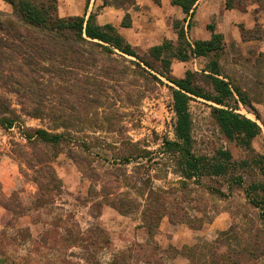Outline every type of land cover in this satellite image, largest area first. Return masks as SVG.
Masks as SVG:
<instances>
[{"label":"rangeland","instance_id":"obj_1","mask_svg":"<svg viewBox=\"0 0 264 264\" xmlns=\"http://www.w3.org/2000/svg\"><path fill=\"white\" fill-rule=\"evenodd\" d=\"M241 1V7L255 2ZM259 1V8L263 9L264 0ZM103 2L100 0L101 4ZM58 4L60 8V0ZM102 8L98 5L93 10L99 13ZM109 10L104 12L115 13ZM152 13L159 17L157 12ZM255 34L264 38V28L259 23L249 32V36ZM147 39L138 41L135 49L140 55L147 56L149 48L161 40L160 37ZM212 58L197 57L188 61L173 58L171 75L184 77L187 70H193L197 72L195 84L204 92L214 94V85L205 75L207 70L204 71ZM118 59L122 66L129 67L125 75H116L108 62H94L87 69L92 74L90 88L76 90L73 95L55 85L47 88L41 100L46 114L40 118L26 116L21 111L18 94L8 92L13 106L23 114L13 127H0V158L13 159L21 181L10 195L3 194L0 188V203L3 205L5 201L14 210L3 218L0 258L5 257L6 261L0 264H181L175 259L179 253L176 251L187 257L188 264H202L197 262L199 255L193 261L192 255L185 254L184 246L179 248L183 241L197 247L195 253L207 254V264H264V220L260 208L246 195L248 187L264 181V177L256 166L244 165L252 153L264 152V50L261 43L227 44L219 60L221 72L244 94V100L234 94L228 103L261 128L253 140L252 152L229 140L222 132L213 111L219 104L192 95L193 151L213 156L217 150L227 149L239 163L227 175L193 178L187 180L186 185L180 182L174 161H169L161 150L165 137H175L176 115L169 87L173 83L153 70L162 82L136 74L133 60L139 59L134 56ZM94 79L98 80L96 87L91 83ZM75 88L82 86L79 83ZM82 90L88 96L94 93L96 100L85 106L88 96L83 97ZM61 97L77 108L76 115L69 110L63 117L75 124L71 130L74 140L61 145V152L51 162L61 188L49 194L44 207L35 209L33 203L39 193L35 177L42 175L48 179V176L30 167L34 150L23 131L35 127L54 128ZM82 141L91 147L89 151L83 148ZM135 143L149 149L150 157L123 163V155ZM40 147L52 150L46 145ZM237 175L243 177L242 185L231 181ZM149 183L156 190L169 188L170 193L166 198L168 214L154 234L145 236L141 204L145 203ZM118 202L129 203L130 212L121 213L116 206ZM23 215H27L26 219H30L33 226L27 225L25 219L20 220ZM219 217L220 223L209 229V224ZM164 221L191 228L193 236L178 233L179 238L175 236V239L171 233L161 230Z\"/></svg>","mask_w":264,"mask_h":264},{"label":"trees","instance_id":"obj_2","mask_svg":"<svg viewBox=\"0 0 264 264\" xmlns=\"http://www.w3.org/2000/svg\"><path fill=\"white\" fill-rule=\"evenodd\" d=\"M5 1L11 4L12 9L10 11L0 10V127L6 129L13 127L19 122L23 113L31 117L45 116V107L41 100L43 101L45 90L51 85L65 89L71 95L76 90L90 88L92 74L87 69L94 62H108L116 75H125L129 67L118 63V57L129 55L139 59V61L133 60L136 66L133 71L136 74L142 75L145 79L162 82L157 75L159 74L173 83L169 87L172 92V107L176 115L175 137H165L161 150L167 154L169 161H174V170L181 177L180 182L183 185L193 178L227 175L239 163L227 149L221 148L213 156L199 155L193 151L190 113L192 95L203 96L219 104L220 106L214 107L213 111L222 132L229 140L236 141L239 146L252 152L253 140L260 133L261 128L256 121L236 112L235 107L228 103L234 94L244 100V94L240 87L233 85L231 80L221 72L222 65L219 60L227 45L223 33L217 32L214 24H209L208 28L212 32L209 39H198L191 42L187 38L184 21L189 15L192 16L194 12L192 8L197 0H171L172 4L180 6L186 14L183 20H173L177 42L166 38L162 43L152 45L147 56L140 55L112 23H98L94 12H91L88 17L86 14L63 16L59 11V0ZM134 1L104 0L103 4L126 7ZM153 1L157 4L161 3V0ZM235 1L226 0V7L240 9L246 7L245 4L240 6L242 5L241 0L239 3ZM255 2L260 5L259 0ZM131 24L130 13L126 12L122 25L129 27ZM188 25H191V20ZM250 30L242 27L243 38H259L257 34L249 36ZM209 56L213 58L204 71L207 70L205 75L214 85V94L204 92L195 84L197 72L193 70H187L184 77L171 75L173 58L188 61L193 57ZM152 70L157 74H154ZM54 80L55 83H53ZM93 82L91 83L96 87L98 80L94 79ZM79 83L82 88H75ZM83 90L81 91L82 96L85 97L87 93ZM8 92L18 94L23 113L13 106V100ZM86 99L88 101H85V106L87 102L96 100L94 93ZM56 110L54 128L35 127L23 131L34 150L30 167L41 174L46 172L48 176L47 179L37 173L40 177H35V182L39 187L38 196L33 203L35 209L44 207L49 194L61 188V182L51 162L56 160L61 152L59 149L61 145L70 144L74 140L71 130L75 124L69 123L63 117L69 114V110L76 115L77 108L65 97H61V105ZM59 128L65 130L59 131ZM45 145L52 150L48 151L40 147ZM81 145L87 151L91 148L85 141H82ZM133 146L132 149L129 147L130 150L123 155V163L129 164L133 159L150 157L149 149L139 147L138 143ZM137 150L140 152L136 153ZM251 164L256 166L264 177V152L252 153L251 159L244 162L247 166ZM231 181L242 185L244 179L241 175H237L233 176ZM147 189L145 203L141 204V214L144 227L149 234H154L161 220L168 214L166 198L170 189L162 187L156 190L153 186L151 187L150 183ZM261 192L263 194L260 196ZM246 195L252 204L260 208V214L264 220V181L252 183ZM116 204L121 213L130 212V209H127L130 207L129 203L118 202ZM3 206L11 214L14 213L9 203L3 201ZM171 221L174 222L173 219ZM194 249L197 247L189 245L183 247L186 255L193 256L190 257L193 261L199 255L201 259L198 257L197 262L207 264V254L195 253ZM176 252L180 253V251ZM5 261V257L0 258V263Z\"/></svg>","mask_w":264,"mask_h":264},{"label":"crops","instance_id":"obj_3","mask_svg":"<svg viewBox=\"0 0 264 264\" xmlns=\"http://www.w3.org/2000/svg\"><path fill=\"white\" fill-rule=\"evenodd\" d=\"M98 5L103 7L99 13L93 10V8ZM11 9V4L5 0H0V10L10 11ZM108 9H110V12H115L112 13L115 14L113 17L112 14L108 15L107 12H104ZM192 10H194L192 16L189 15L184 21L189 41L193 42L198 39H209L212 32L209 30L208 25L214 24L215 30L223 33L227 44L233 42L236 44L249 42L250 44L260 45L261 43V50H264V38L250 37L245 39L242 34V27L250 30L259 23L264 28V8H259L256 2H250L244 9H240L237 7L227 8L226 0H197ZM59 11L63 16L86 14L87 17L91 12H94L96 13V21L98 23H112L135 48H138V41L141 38H148V41L152 40V38L158 40V37H160L161 40H158V42L154 44L162 43L166 38L177 42V34L173 27V20H183L186 17L183 9L178 5L172 4L171 0H161L160 4H157L153 0H135L131 6L127 5L126 7L104 5L100 3V0H60ZM126 12H129L131 16L132 24L129 27L122 25V19ZM152 12H157L159 17L153 15ZM117 14H119V16ZM190 20L191 25L189 26L188 22ZM193 58L197 59V57ZM20 179L21 174L13 159L9 156L0 158V182L3 194L10 195L13 191L17 190L18 182L21 181ZM8 213V210L0 203V230L4 228L3 218L4 216L6 217ZM221 217L222 219L224 218V216ZM26 218L27 215H23L20 217V220L25 219L24 222L26 223L27 221V225L33 226L30 219L28 221ZM219 223L220 217L209 224V229ZM222 228H224V226ZM142 229V232H145L143 233L145 236L149 235L145 227ZM161 230L165 233H171L175 239V236L179 238L178 233H184L191 237L194 232L189 227H181L170 221H164ZM173 236H171V239ZM188 242L189 241H183V243L180 244L181 246L177 247L181 248L186 246ZM175 259L180 260L181 264H188L186 261L187 257L181 252L178 253Z\"/></svg>","mask_w":264,"mask_h":264}]
</instances>
